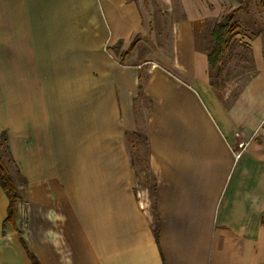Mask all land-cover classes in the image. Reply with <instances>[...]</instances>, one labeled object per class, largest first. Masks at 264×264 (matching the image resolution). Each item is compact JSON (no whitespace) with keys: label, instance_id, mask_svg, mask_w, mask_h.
I'll list each match as a JSON object with an SVG mask.
<instances>
[{"label":"crops","instance_id":"obj_1","mask_svg":"<svg viewBox=\"0 0 264 264\" xmlns=\"http://www.w3.org/2000/svg\"><path fill=\"white\" fill-rule=\"evenodd\" d=\"M175 1L150 41L133 0H0V134L23 178L14 206L0 184V264H264L263 36H242L255 73L228 103L201 46L220 1Z\"/></svg>","mask_w":264,"mask_h":264},{"label":"rangeland","instance_id":"obj_2","mask_svg":"<svg viewBox=\"0 0 264 264\" xmlns=\"http://www.w3.org/2000/svg\"><path fill=\"white\" fill-rule=\"evenodd\" d=\"M139 4L143 18L146 24L148 38L164 39L166 30L175 19L179 18L180 9L178 2L175 0H133ZM221 3V16L235 8H238L241 0H219ZM221 18V17H220ZM220 18L214 22L207 23V28L203 32L201 38V46L204 50L211 47V31ZM236 24L238 29L235 33L238 35L230 42V47L226 50L220 64L213 71V82L215 88L219 92H226L227 102H232L239 94L243 86L254 75L255 68L253 65V58L249 49V44L244 42L242 36L252 38L260 31L264 39V0H249V6L244 8L236 16ZM169 34V33H168ZM242 38V39H241ZM137 42V41H135ZM219 74L222 77H219ZM147 106V102L142 99L140 107ZM143 135V131L137 132ZM7 136L0 134V156L7 166L10 175L17 186L23 184V178L20 176L15 168V164L10 159L9 148L6 149L4 138ZM129 148L131 151V158L133 159L136 170L142 175L148 184V199L150 205H153V177L149 170H145L147 160V149L142 138L136 135L128 137ZM139 157V158H138ZM140 159V162L138 161Z\"/></svg>","mask_w":264,"mask_h":264},{"label":"trees","instance_id":"obj_3","mask_svg":"<svg viewBox=\"0 0 264 264\" xmlns=\"http://www.w3.org/2000/svg\"><path fill=\"white\" fill-rule=\"evenodd\" d=\"M242 3L238 8H235L229 12L224 13L220 20L216 23V25L213 27L211 31V47L207 49V56L209 60V67H210V79L211 84L213 87H215L213 82V71L216 67L219 66L226 50L230 47V42L238 36L235 31L238 29L236 24V16L239 12H241L242 9L247 8L249 6V0H241ZM251 51V47H249ZM219 77L221 78L222 75L219 74ZM216 89V88H215ZM131 135H136L139 139L142 138L144 144L146 145L147 149V155L149 152V143L146 135H141L140 133H133ZM6 143V149L8 150V144L6 141V137L4 138ZM10 156V155H9ZM139 158V157H138ZM11 159V156H10ZM12 161V159H11ZM140 162V159H138ZM148 160H146V168L145 170H149V167L147 165ZM132 163L133 159H132ZM19 174V172H18ZM20 175V174H19ZM21 176V175H20ZM0 184L2 185L4 191L6 192L7 196L9 197L11 206H14L16 201L19 198L17 186L15 185L10 172L5 165L3 159L0 156ZM154 189V186H153ZM155 234L158 235V222L155 220Z\"/></svg>","mask_w":264,"mask_h":264},{"label":"built area","instance_id":"obj_4","mask_svg":"<svg viewBox=\"0 0 264 264\" xmlns=\"http://www.w3.org/2000/svg\"><path fill=\"white\" fill-rule=\"evenodd\" d=\"M239 156L237 155L236 158H238Z\"/></svg>","mask_w":264,"mask_h":264}]
</instances>
